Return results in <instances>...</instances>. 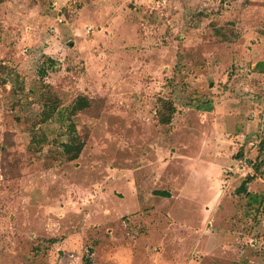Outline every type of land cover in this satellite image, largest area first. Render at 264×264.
I'll list each match as a JSON object with an SVG mask.
<instances>
[{
	"label": "rangeland",
	"instance_id": "rangeland-1",
	"mask_svg": "<svg viewBox=\"0 0 264 264\" xmlns=\"http://www.w3.org/2000/svg\"><path fill=\"white\" fill-rule=\"evenodd\" d=\"M262 137L264 0H0V264H264Z\"/></svg>",
	"mask_w": 264,
	"mask_h": 264
},
{
	"label": "trees",
	"instance_id": "trees-1",
	"mask_svg": "<svg viewBox=\"0 0 264 264\" xmlns=\"http://www.w3.org/2000/svg\"><path fill=\"white\" fill-rule=\"evenodd\" d=\"M56 104L57 102L55 101L51 105L44 107V109L42 110V113L44 114V120H46L55 111V109L57 108ZM161 105L163 106V102H161ZM166 108L168 110L167 113H158V119H159V122L161 123H169L171 121V117L174 112V107L171 104H169L168 107L166 105ZM74 110H75L74 108L71 110V114H74ZM74 139H73V136H71L69 141L63 142L61 144V153L65 155L68 160H74L75 158H77L81 150V147L84 144L82 141H73ZM258 150H259V154H263V159L258 161V163L253 162L252 166L256 171H259L260 164L264 162L263 161L264 160V137H262L258 143ZM253 178H254L253 174L246 175L245 178L240 183V185L237 187L236 192L244 193L248 196H252L250 191L247 190V184ZM154 193L162 197H169V192L165 190H155Z\"/></svg>",
	"mask_w": 264,
	"mask_h": 264
}]
</instances>
